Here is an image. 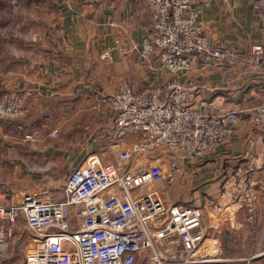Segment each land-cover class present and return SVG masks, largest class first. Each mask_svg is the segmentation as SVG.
Returning <instances> with one entry per match:
<instances>
[{"label":"built area","instance_id":"built-area-1","mask_svg":"<svg viewBox=\"0 0 264 264\" xmlns=\"http://www.w3.org/2000/svg\"><path fill=\"white\" fill-rule=\"evenodd\" d=\"M141 1L150 22L135 49L152 80L161 81L141 89L122 82L102 99L112 112L113 145L127 146L113 160L89 155L52 189L13 193L10 202L0 191V223L23 222L28 231L24 264L231 262L204 253L212 242L206 220L216 203L177 204L167 188L188 165L229 143L242 122V112L209 84L212 72L229 85L240 70L258 75L255 91L262 100L248 114L264 148V42L234 49L209 36L193 0ZM222 1L230 7V0ZM250 2L264 16V0ZM29 112L22 93L0 97L1 117L21 119ZM259 170L252 163L237 172L243 188L258 185L253 177ZM262 255L238 262L257 264Z\"/></svg>","mask_w":264,"mask_h":264},{"label":"crops","instance_id":"crops-1","mask_svg":"<svg viewBox=\"0 0 264 264\" xmlns=\"http://www.w3.org/2000/svg\"><path fill=\"white\" fill-rule=\"evenodd\" d=\"M51 1L36 0L41 5L37 7L47 10L51 7L50 11L59 12L60 17L57 21L50 18L35 20L37 24L52 27L49 33L37 36L34 40L36 43L25 45L17 72H8L2 89V92L22 93L27 105L33 110H30V116L38 117L37 120L43 118L41 108L47 103L68 107L70 99H78L89 93L86 87L90 79L103 82L102 86L106 84L108 88L105 91H116L117 88L101 80L100 74L102 70L103 73L105 71L107 58L120 55L118 48L121 47L128 52L125 59L133 62V55L137 53L135 46L141 41L150 22L149 11L141 0H57L61 2L58 7L52 6ZM193 1L200 10V18L209 36L224 38L234 49L264 42V16L252 8L250 0H230V7L222 0ZM54 42L58 46L54 47ZM135 64L134 73L138 80L135 86L131 85L133 88H144L150 81L159 82L152 80L145 64L138 61ZM116 65L118 70L124 72L128 67L126 62L125 65ZM233 80L229 85L220 72L209 75V84L223 93L226 104L240 110L243 118L236 136L218 150L227 159V193H221L222 182H203L205 185L201 186L200 191L204 197L200 205L216 203V209L219 207L218 210L223 211L221 224L218 225L215 219L219 211L215 212L214 218L212 216L209 221L206 220L210 226L212 243H220L218 248L225 251L224 256L231 260L227 264H243L238 261L264 252V154L261 156L264 148L259 141V132H252L248 127L251 125L248 110L262 99L255 91L258 75L254 72L242 73L240 70L233 75ZM41 125L35 123L34 126L39 128ZM98 134L96 137L102 139L103 134ZM244 138L250 139L247 151L241 148L240 140ZM104 144L99 145L102 147ZM218 158L221 160L219 155ZM252 163H257L260 170L253 177L258 185L249 191L241 185L237 172ZM28 181L29 178L24 182H0V191L10 202L13 193H21V190L27 191L43 183ZM48 183L51 181L45 184ZM217 229L223 230V245L220 238L216 239L220 234ZM257 264H264V255L259 257Z\"/></svg>","mask_w":264,"mask_h":264},{"label":"rangeland","instance_id":"rangeland-1","mask_svg":"<svg viewBox=\"0 0 264 264\" xmlns=\"http://www.w3.org/2000/svg\"><path fill=\"white\" fill-rule=\"evenodd\" d=\"M50 3H53L52 6L58 7L61 2L53 0ZM37 6L41 5L36 0H0V92L2 93L0 97L19 94V92H2L3 81L8 77V72H17L22 62L20 56H22L25 45L36 43L35 38L49 33L50 26L52 27V25L37 24L35 20L50 18L57 21V18L60 17L59 12L52 13L50 11L49 5L48 10L40 9ZM40 28L41 32L37 31ZM53 45L54 47L58 46L56 42ZM122 49L118 48L120 55L114 56L112 59L107 58L106 66L103 65L105 71L103 73L102 70L100 74L101 80H105L109 86L112 85L115 88L121 82L135 86L138 80L134 73L135 63L138 61L142 64L136 49V52L133 50L136 53L133 55V62L125 59L128 52L124 49L122 51ZM125 62L128 64L125 72L118 70L116 64L125 65ZM102 84L104 83L97 79H90V83L86 87L89 88V93L78 99H70L68 107H57L53 106L55 103L52 105L47 103L41 108L43 118L40 120H37L38 117L34 115L30 116L33 110L28 105L31 111L21 119L0 116V182H24L29 178L31 182H43L39 186L31 187L32 189H52L56 187L53 182L66 181L72 170L78 164L80 165L87 156L93 154L91 152L96 151L94 153L98 154L102 152L106 160H113L117 151L127 145L121 147L113 145L116 137L112 112L109 104L103 103L102 99L110 98L116 91L111 93L109 90L105 91L108 87L106 84L105 86ZM80 95L82 96V94ZM35 123L42 125L37 128L34 126ZM251 125L248 126L249 129L252 132L257 131ZM52 130L57 132L56 136L51 135ZM98 133L103 134L102 139L96 137L99 135ZM249 140L245 138L240 140L241 148L246 151L250 148ZM101 143L105 144L101 147L99 145ZM221 147L204 159L188 165L187 167L190 169L186 171V174L179 175L174 185L168 186L167 192L172 201L181 205L200 206L204 197L200 191L201 186L205 185L202 184L203 182H222L221 193H227L225 187L228 181L227 159L219 153L218 150ZM257 159L259 158L257 157ZM39 174L43 177L41 178ZM31 175H37V177H31ZM50 181L51 183L45 184ZM206 196L210 197L208 194ZM218 209L219 207L215 210L220 213L215 219L217 218L219 225L223 211ZM214 215L215 213L213 218ZM207 220L209 221V218ZM19 223L16 226L0 223V264H24V257L31 248L29 245L31 241L28 231L25 230V224ZM221 232L223 230L217 229V233L220 234L216 239L220 238L222 243L224 236ZM218 245L220 243H216V241L215 243L209 241L205 245L204 253L212 257L226 258L225 251L222 252Z\"/></svg>","mask_w":264,"mask_h":264}]
</instances>
